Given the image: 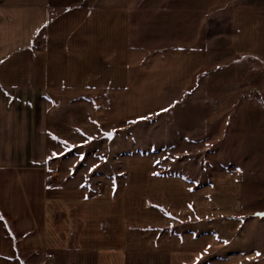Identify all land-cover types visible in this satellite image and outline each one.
I'll return each mask as SVG.
<instances>
[{"label": "crops", "instance_id": "crops-1", "mask_svg": "<svg viewBox=\"0 0 264 264\" xmlns=\"http://www.w3.org/2000/svg\"><path fill=\"white\" fill-rule=\"evenodd\" d=\"M248 59L264 0H0V264H264V199L240 202L237 172L194 186L133 154L116 182L46 185L67 147Z\"/></svg>", "mask_w": 264, "mask_h": 264}, {"label": "rangeland", "instance_id": "rangeland-1", "mask_svg": "<svg viewBox=\"0 0 264 264\" xmlns=\"http://www.w3.org/2000/svg\"><path fill=\"white\" fill-rule=\"evenodd\" d=\"M204 72L188 90L168 95L167 105L159 112L128 121L112 140L104 138L102 131L90 136L85 145L67 147L61 160H55V168L47 164L49 171L68 175V167L77 180L80 172L86 180L109 172V180L116 182L128 155L147 154L157 159L162 171L181 174L194 186H207L220 173L237 172L243 192L239 201L261 203L264 64L248 59ZM160 100L158 105L164 103ZM58 173L57 186L66 181ZM40 261L35 257L27 263Z\"/></svg>", "mask_w": 264, "mask_h": 264}, {"label": "water", "instance_id": "water-1", "mask_svg": "<svg viewBox=\"0 0 264 264\" xmlns=\"http://www.w3.org/2000/svg\"><path fill=\"white\" fill-rule=\"evenodd\" d=\"M103 137L108 139L109 141L112 140L114 138V132L112 130H108L103 134ZM264 213V211H259L256 213L257 216L259 217H264V215H259Z\"/></svg>", "mask_w": 264, "mask_h": 264}, {"label": "built area", "instance_id": "built-area-1", "mask_svg": "<svg viewBox=\"0 0 264 264\" xmlns=\"http://www.w3.org/2000/svg\"><path fill=\"white\" fill-rule=\"evenodd\" d=\"M49 167L50 166H47V171H49ZM56 180L58 179H54L51 175L47 176V180H46V185L47 186H57L59 184V182H57Z\"/></svg>", "mask_w": 264, "mask_h": 264}, {"label": "snow or ice", "instance_id": "snow-or-ice-1", "mask_svg": "<svg viewBox=\"0 0 264 264\" xmlns=\"http://www.w3.org/2000/svg\"><path fill=\"white\" fill-rule=\"evenodd\" d=\"M259 215H264V213H262V214H259ZM210 247V246H209Z\"/></svg>", "mask_w": 264, "mask_h": 264}]
</instances>
